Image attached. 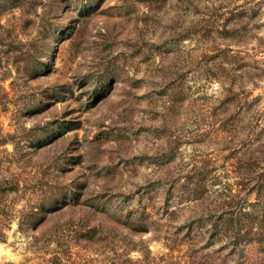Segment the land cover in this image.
<instances>
[{
    "label": "rangeland",
    "instance_id": "obj_1",
    "mask_svg": "<svg viewBox=\"0 0 264 264\" xmlns=\"http://www.w3.org/2000/svg\"><path fill=\"white\" fill-rule=\"evenodd\" d=\"M43 1L1 17L36 48L0 64V264H188L191 196L264 172V0Z\"/></svg>",
    "mask_w": 264,
    "mask_h": 264
},
{
    "label": "trees",
    "instance_id": "obj_2",
    "mask_svg": "<svg viewBox=\"0 0 264 264\" xmlns=\"http://www.w3.org/2000/svg\"><path fill=\"white\" fill-rule=\"evenodd\" d=\"M63 1L70 5L73 0ZM76 1L84 8H88L93 3L92 0ZM43 4V0H0V64L3 57H8L12 52H20L22 46L36 48V39L25 42L18 40L14 34V26L2 23L1 17L14 10L27 15L35 14L36 7ZM32 65L35 68L37 61H32ZM5 94L6 92H3L0 87V104H4ZM0 141L4 142L3 139ZM249 171L244 175H247L245 178L251 184L246 189H239L235 193L230 192L226 197L209 201L208 194L204 196V191L197 190V196H191L192 199H197V219L196 217H193L195 219L186 218L180 224H173V230H165L166 234L163 237L165 244L170 249L181 243L187 244L188 264H212L209 262L211 258L213 264H229V260L233 261V264H264V172ZM18 180L16 176H13L8 182H0V193L16 192ZM252 193L255 194L256 201L247 202V197ZM169 199L164 198L165 211L168 210ZM1 200L0 196V202ZM180 201L181 199L178 203ZM249 205L251 208L248 209ZM24 218L25 216L23 220L26 219ZM24 223L26 225V222L20 221L19 227H22ZM183 229L185 231L181 234ZM214 245L217 247L210 253H203L205 249ZM162 259L163 257L160 256L159 260ZM66 261L54 251L44 264H67ZM160 261L155 262V258L151 257L150 251L146 249L143 252V258L139 261H131L129 258L121 261L112 258L109 264H161Z\"/></svg>",
    "mask_w": 264,
    "mask_h": 264
}]
</instances>
